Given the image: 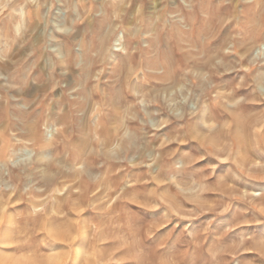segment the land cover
Masks as SVG:
<instances>
[{
  "label": "rangeland",
  "instance_id": "rangeland-1",
  "mask_svg": "<svg viewBox=\"0 0 264 264\" xmlns=\"http://www.w3.org/2000/svg\"><path fill=\"white\" fill-rule=\"evenodd\" d=\"M14 1L0 0V63L10 67L0 69L10 87L0 146H11L0 160V264H44L50 254L64 264H264V124L255 153L232 118L264 113V0H96L90 11L38 0L23 13ZM67 44L72 70L57 62ZM87 72L102 96L130 90L125 128L109 144L94 133V113L90 128L80 120ZM25 75L48 89L21 94ZM174 79L170 96L163 87ZM252 87L262 101L250 108ZM61 92L79 102L67 129L53 121ZM33 133L52 141L45 152Z\"/></svg>",
  "mask_w": 264,
  "mask_h": 264
},
{
  "label": "bare ground",
  "instance_id": "bare-ground-1",
  "mask_svg": "<svg viewBox=\"0 0 264 264\" xmlns=\"http://www.w3.org/2000/svg\"><path fill=\"white\" fill-rule=\"evenodd\" d=\"M38 0H15L14 1V5L17 6V4H22L21 8H18L20 9L21 13L24 12V3H33V2H36ZM54 0H51V2L53 3ZM67 1L68 3H70V1L72 0H65ZM79 3H82V6L83 8H87L88 11H90L94 6H95V2L96 0H78ZM110 1V0H109ZM117 6L119 5V3L123 0H112ZM111 4L113 5L114 3ZM98 5V4H97ZM19 7V6H18ZM95 9V8H94ZM93 9V10H94ZM42 11V10H41ZM28 12V11H26ZM25 12L24 15H27ZM108 12H111V16L110 17H114V16H118V11L114 10V11H110L108 10L105 14V18H107V16L109 15ZM20 13V14H21ZM29 14H30V11H29ZM23 15V16H24ZM32 16V15H31ZM104 18V19H105ZM28 19V17L26 18H22L21 19H18V21L16 22L15 24V27H16V30H20V25L22 23H26V20ZM37 22H35V27L38 25L39 21H40V17L38 15V18H37ZM35 20V19H34ZM29 21L32 22L33 19L31 17H29ZM76 23H78L76 21ZM23 25V24H22ZM34 27V26H33ZM34 27V28H35ZM14 28V27H13ZM24 28V27H23ZM21 33V32H20ZM110 33H111V30L108 31L107 33H105L106 35L102 36V39H101V46H105L107 41H108V37L110 36ZM23 34V33H22ZM71 34V33H70ZM78 32H75V34L72 35L73 38H76L78 36ZM26 36V35H25ZM42 37V36H41ZM107 39V40H106ZM106 41V42H104ZM261 44V43H260ZM10 50L12 52V44H10ZM263 46V45H262ZM6 50V49H5ZM18 50V49H17ZM8 51V52H9ZM14 51V50H13ZM13 53V52H12ZM18 53V52H17ZM21 54V53H20ZM6 55V54H5ZM4 56V55H3ZM5 58V57H4ZM74 53L72 51V49L68 46L67 44V48H66V51H65V54L58 58L57 59V62L59 63H67V64H70L68 67L69 70H72V66H74ZM11 63V62H10ZM89 63V61H88ZM9 63L8 62H1L0 63V69H5V70H9L10 67L8 66ZM66 65V64H65ZM247 67V65H245ZM43 67V70H45L46 72V64L44 63V65L42 66ZM92 68V67H90ZM75 69V68H74ZM84 70V69H83ZM87 70V69H86ZM68 71V69H67ZM91 71V70H90ZM92 72V71H91ZM69 73V72H68ZM200 73V72H199ZM201 74V73H200ZM264 74V73H263ZM64 74H62L63 76ZM67 76V75H66ZM86 77H84V81H83V85L82 87L80 88L79 92L83 93L85 96L84 97V100L82 102V104L80 105L82 110H83V115L80 117V120L82 122V126H85V127H91L90 125V122H91V114L94 113L96 116H95V121H94V133L96 135H99V136H102V139L105 143L109 144V143H112L115 141V139H118L119 136L121 135L122 133V128H125V124H126V119H125V114L123 113L125 108L123 107L125 104H124V101L129 98L130 96V90H128L127 86L126 88H124L122 91H119L117 95H112L111 93H108L107 92V96L105 97L104 94L103 96L99 94L98 92V85H91V86H88V78L90 77V73H86L85 74ZM264 76V75H263ZM13 77V76H12ZM68 77V76H67ZM72 77V76H71ZM74 77V76H73ZM25 80H27V82H23V80H21L19 83L20 87V93L27 96V97H33L35 96L37 93H39L40 91H43L45 92L48 87L47 85H45V83H39V82H33L29 79H27L26 75H25ZM171 79L170 75L167 73L165 74H160V76H156V79H161V80H165V79ZM263 78V77H262ZM177 79V78H176ZM7 80V79H6ZM11 80V79H10ZM68 80V79H67ZM73 80V78H72ZM77 80V79H75ZM13 81V80H12ZM38 81H41V80H38ZM70 81V80H69ZM252 81H255L256 80H251ZM4 82V81H3ZM25 83V85H24ZM47 83H49V80L47 81ZM73 83H76V82H73ZM249 83V82H248ZM258 83V82H256ZM255 83V84H256ZM100 84V83H99ZM261 84V83H260ZM11 85V84H10ZM67 85H70V82H67ZM81 85V84H80ZM178 85V81L177 80H173L171 83H169L168 85H166L165 87H163L164 91L168 93V95H172V90L173 88H175L176 86ZM245 85V84H244ZM243 85V86H244ZM254 85V84H253ZM255 86V85H254ZM261 86V85H260ZM70 87V86H69ZM68 87V88H69ZM74 87V86H73ZM123 87V86H122ZM125 87V86H124ZM259 87V86H258ZM7 88H10V87H5V85L3 83L0 82V104H4L5 103V107L7 108L8 105H9V94L6 92L7 91ZM18 88V87H16ZM254 88V87H252ZM13 89V88H12ZM70 89V88H69ZM106 90V89H105ZM104 90V91H105ZM239 90H241L239 88ZM258 89H253L252 91V94H251V98H250V103L249 105L251 106L250 108L252 107H256L258 106V102L260 101V95L258 94ZM10 92V91H9ZM16 92V91H15ZM136 92V91H135ZM134 92V93H135ZM19 92H16V94H18ZM54 95V94H53ZM57 95V94H56ZM22 99V97H20ZM58 98L60 100V102L63 103V109H62V112L55 118L53 119L52 116H49L48 115V118L46 119V122H50L52 121H56V125H63L66 129L67 127L71 124L72 122V116H71V112H70V105L74 104V103H79L77 100L75 101H71L70 99H68V97L66 96V93L65 92H61L59 95H58ZM135 98V97H134ZM260 98V99H259ZM35 100V99H33ZM26 101V100H24ZM39 101V100H38ZM262 101V99H261ZM32 102V101H31ZM107 102V103H106ZM26 103V102H25ZM40 103V102H39ZM55 103V102H54ZM32 104V103H31ZM103 104H108L107 106V111H108V115L104 112V107H103ZM57 105V104H56ZM53 107V106H52ZM239 107V106H238ZM34 108V107H33ZM246 108H249V107H246ZM51 109V108H50ZM57 110H59L57 108ZM241 110V108H240ZM263 110V109H262ZM261 110V111H262ZM30 111V110H28ZM246 110L243 109V112L245 113ZM32 112V111H31ZM41 112V111H40ZM264 112V111H262ZM28 113V112H27ZM227 113V112H226ZM42 114V113H41ZM26 115V114H25ZM51 115V113H50ZM203 115V114H202ZM231 115V114H230ZM31 116V115H30ZM47 116V115H46ZM227 116V115H226ZM225 116V117H226ZM37 117V116H36ZM43 118V117H42ZM231 118V116H230ZM232 118L234 119V122H236V124L238 125V127L242 128V134L240 135V138L241 141L247 143L248 145H250L252 148L255 147V145L257 144H260L258 143V139L256 140L253 136V133L254 131H256V128L258 126H262L264 124V113H263V116L260 115V117H256V118H252V119H245V117L243 115H240L239 113H233L232 114ZM229 119V118H228ZM263 119V120H262ZM33 120V119H32ZM31 120V121H32ZM262 120V121H261ZM233 122V120H231ZM36 123H38V121H34V124L33 127L36 125ZM115 124V126H114ZM4 125V124H3ZM31 125V126H32ZM112 125V126H111ZM260 126V127H261ZM8 129V128H7ZM39 129H40V126H39ZM90 131V130H89ZM21 133V132H20ZM58 133H60V135L63 134V132H60L58 131ZM22 134V133H21ZM29 136V135H28ZM259 136V135H258ZM30 138V137H29ZM258 138H262V137H258ZM23 139V137H22ZM27 139V138H26ZM32 140L35 141V143L37 144H40L41 147L43 148V152H45L46 150V147H49L51 144H52V141L51 140H44L40 135H38L37 133H33L32 134ZM5 141V140H4ZM4 141L2 142L3 145L0 146V160L1 161H6L7 160V156L9 154H11L9 151H10V144H8V142H5ZM31 142V141H30ZM34 143V142H33ZM36 145V144H34ZM26 147V146H25ZM56 147V146H55ZM28 147L25 148V150L27 151ZM48 149V148H47ZM255 149V153H258L257 152V149ZM23 155V154H22ZM17 158V157H16ZM43 158H45V155H43ZM42 158V159H43ZM18 159H15V162L17 161ZM113 165V164H112ZM118 167L120 166L119 164L117 165ZM65 174V173H64ZM64 177V176H63ZM62 177V178H63ZM108 177V176H107ZM106 177V178H107ZM109 179H111L110 177H108ZM60 180V179H59ZM82 181L83 180H79V186L80 188H82L81 184H82ZM103 181V179H102ZM72 185V184H71ZM66 186L67 189H66V193L68 194H73V186ZM76 185H78V183H76ZM58 190H62V187H59L57 188ZM77 195V194H76ZM84 198L87 197L86 194L83 195ZM74 203V202H73ZM33 207L34 209L36 210L37 212V208L41 206V203L39 202H33ZM0 234H1V231H0ZM67 234L64 233V232H60V231H55L54 235H53V238L55 240H65L67 239ZM0 240H5V239H0ZM4 242V241H2ZM76 244V243H75ZM19 249V248H18ZM2 259L4 258L3 256H0ZM13 257V256H12ZM0 258V259H1ZM6 258V256H5ZM8 258V257H7ZM6 258V259H7ZM6 259H3L6 261ZM14 259V258H13ZM64 256H62V254H50V256H48V259L47 261L44 263V264H64ZM1 263V262H0ZM27 263V261H26ZM11 264H25L24 262H22L20 259H15V260H12L11 261ZM28 264V263H27ZM75 264H78L77 261H75Z\"/></svg>",
  "mask_w": 264,
  "mask_h": 264
}]
</instances>
